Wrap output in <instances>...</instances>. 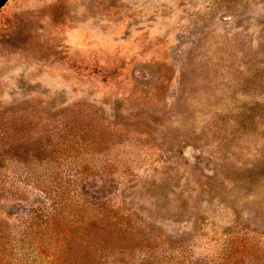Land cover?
<instances>
[{
	"label": "rangeland",
	"instance_id": "1",
	"mask_svg": "<svg viewBox=\"0 0 264 264\" xmlns=\"http://www.w3.org/2000/svg\"><path fill=\"white\" fill-rule=\"evenodd\" d=\"M54 262L264 264V0L0 7V264Z\"/></svg>",
	"mask_w": 264,
	"mask_h": 264
},
{
	"label": "water",
	"instance_id": "2",
	"mask_svg": "<svg viewBox=\"0 0 264 264\" xmlns=\"http://www.w3.org/2000/svg\"><path fill=\"white\" fill-rule=\"evenodd\" d=\"M7 0H0V7L6 2Z\"/></svg>",
	"mask_w": 264,
	"mask_h": 264
},
{
	"label": "trees",
	"instance_id": "3",
	"mask_svg": "<svg viewBox=\"0 0 264 264\" xmlns=\"http://www.w3.org/2000/svg\"><path fill=\"white\" fill-rule=\"evenodd\" d=\"M60 262H62V261H60ZM60 262H54L53 264H63V263H60ZM46 264H48V263H46ZM119 264H125V263H119Z\"/></svg>",
	"mask_w": 264,
	"mask_h": 264
}]
</instances>
